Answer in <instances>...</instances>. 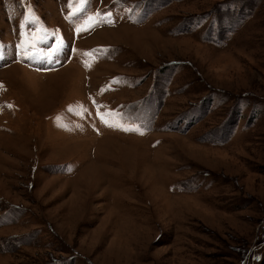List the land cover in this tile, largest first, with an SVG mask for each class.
<instances>
[{
  "label": "rangeland",
  "instance_id": "obj_1",
  "mask_svg": "<svg viewBox=\"0 0 264 264\" xmlns=\"http://www.w3.org/2000/svg\"><path fill=\"white\" fill-rule=\"evenodd\" d=\"M0 264H264V0H0Z\"/></svg>",
  "mask_w": 264,
  "mask_h": 264
},
{
  "label": "snow or ice",
  "instance_id": "obj_2",
  "mask_svg": "<svg viewBox=\"0 0 264 264\" xmlns=\"http://www.w3.org/2000/svg\"><path fill=\"white\" fill-rule=\"evenodd\" d=\"M79 11H82V9H79ZM72 15L74 16V15H76V13H73ZM88 19L91 20L92 17H88ZM92 26H95V25H90V27H92ZM83 30H88V29L84 28ZM43 42H44V38L43 37H39V38H37L35 40V43H43ZM35 43L33 44V46H35ZM58 51H59L58 48L57 49H53L49 58H51V56H56L58 54ZM29 58H31V57H29ZM101 120L104 121V117L103 116L101 117ZM104 122H106V121H104ZM125 130H128V129H125Z\"/></svg>",
  "mask_w": 264,
  "mask_h": 264
}]
</instances>
